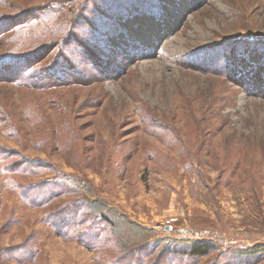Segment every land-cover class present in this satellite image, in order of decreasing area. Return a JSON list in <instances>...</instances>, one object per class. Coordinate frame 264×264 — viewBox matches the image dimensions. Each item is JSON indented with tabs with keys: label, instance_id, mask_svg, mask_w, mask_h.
<instances>
[{
	"label": "rangeland",
	"instance_id": "1",
	"mask_svg": "<svg viewBox=\"0 0 264 264\" xmlns=\"http://www.w3.org/2000/svg\"><path fill=\"white\" fill-rule=\"evenodd\" d=\"M0 264H264V0H0Z\"/></svg>",
	"mask_w": 264,
	"mask_h": 264
},
{
	"label": "trees",
	"instance_id": "2",
	"mask_svg": "<svg viewBox=\"0 0 264 264\" xmlns=\"http://www.w3.org/2000/svg\"><path fill=\"white\" fill-rule=\"evenodd\" d=\"M118 0H114L116 2ZM125 4V3H124ZM123 4V5H124ZM117 15L119 14L118 12L116 13ZM121 14V13H120ZM115 15V12H114ZM115 17H120V15ZM112 17V16H111ZM68 218L71 222L76 223V225L81 221V217H78L77 212L75 209H68L67 211ZM92 240V239H90ZM89 241V244L92 243ZM94 241V240H92ZM213 244L207 241H202V242H197L192 244L189 249L187 250V253L192 257V258H199L201 256L208 255L210 252H212L213 249Z\"/></svg>",
	"mask_w": 264,
	"mask_h": 264
}]
</instances>
